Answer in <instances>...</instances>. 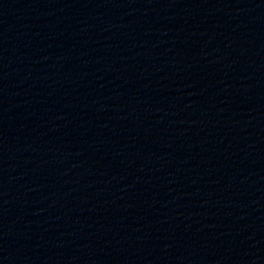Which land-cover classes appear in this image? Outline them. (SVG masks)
<instances>
[{"label": "water", "instance_id": "water-1", "mask_svg": "<svg viewBox=\"0 0 264 264\" xmlns=\"http://www.w3.org/2000/svg\"><path fill=\"white\" fill-rule=\"evenodd\" d=\"M0 264H264V0H0Z\"/></svg>", "mask_w": 264, "mask_h": 264}]
</instances>
